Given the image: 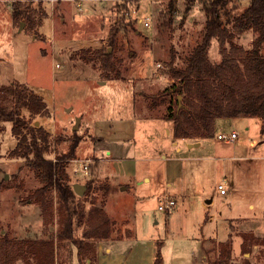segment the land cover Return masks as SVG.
<instances>
[{"label": "rangeland", "instance_id": "374dc122", "mask_svg": "<svg viewBox=\"0 0 264 264\" xmlns=\"http://www.w3.org/2000/svg\"><path fill=\"white\" fill-rule=\"evenodd\" d=\"M14 1L0 0V86L19 81L44 97L49 115H33L27 108L22 113L32 125L42 124L51 133L46 159L55 162L68 151L73 136L81 139L76 157L66 166V184L75 193L69 203L76 211L75 233L82 236L84 230L79 212L93 201L100 204L106 185L109 193H122L106 196L118 223L109 245L122 264L145 260L154 244L156 252L160 246L165 264H263L264 245L253 246L252 252L241 247L243 232L264 237L263 124L255 122L258 117H220L213 137L187 148L166 132L172 122L165 117L168 101L152 108L148 98L172 83L167 65L173 54L182 66L201 41L207 19L202 2L173 0L169 11L171 0H82L81 6L58 0L52 11L49 0H16L42 21L32 28L22 19L15 22L17 31L11 20ZM246 3L232 0L229 7H239L233 11L237 13ZM137 17L149 19L150 26ZM113 26L120 27L116 48L109 46ZM254 37L247 31L234 40L249 48ZM100 47L114 52V69L105 70L100 59L88 60L79 53ZM219 48L214 38L209 48L213 62L222 59ZM153 126L156 133L150 135L148 127ZM119 130L133 137L116 147L110 138L115 132L120 135ZM232 131L239 134L235 141L218 138L220 132ZM253 139L258 141L250 145ZM16 144L12 122L0 120V235L49 238L40 204L31 197L42 182L25 159L10 157ZM170 158L180 159L181 167L179 162L168 166ZM85 164L87 176L76 171ZM75 183L85 185L83 195L74 190ZM50 193L56 231V185ZM162 198H174L176 204L160 209ZM230 234L231 254L223 259L227 250L221 242ZM98 240H93L96 251ZM55 244L54 264H78L74 246L58 247L56 237Z\"/></svg>", "mask_w": 264, "mask_h": 264}, {"label": "trees", "instance_id": "16d2710c", "mask_svg": "<svg viewBox=\"0 0 264 264\" xmlns=\"http://www.w3.org/2000/svg\"><path fill=\"white\" fill-rule=\"evenodd\" d=\"M200 1L207 16L201 41L185 58L182 66L176 64L173 54L167 65L172 83L148 96L152 108L168 101L165 117L173 121L175 138H211L215 134V122L220 117L247 116L264 119V0H247L246 6L237 13L233 11L239 7H229L232 0ZM173 2L171 0L169 3V11L173 9ZM11 9L14 23L26 19L32 28L42 25V21L35 18V12L30 13L28 7L19 1L15 0ZM250 30L255 34L251 47L246 48L234 40ZM119 31L120 27H112L109 46L117 47ZM214 38L219 42L222 55L220 62H213L209 57V48ZM79 53L88 60L100 59L105 70L115 67L114 52H110L108 47L85 48ZM116 75L119 76V71H116ZM24 108L33 115L50 114L44 97L29 89L26 84L15 81L9 86H0V120L12 122V133L17 137V144L9 155L25 159L42 182V186L31 197L40 204L45 223L44 234L49 238L18 239L2 233L0 264H54L55 237L58 247L63 244L67 249L73 246L77 249L78 264H97L98 253L93 240L109 238L116 229V220L105 209L109 187H101L105 190V198L100 204L93 201L89 209L83 208L79 212L84 230L82 236L77 237L73 229L76 211L69 205L73 202L75 193L66 184L69 179L66 166L76 157L81 139L73 136L68 151L59 155L55 162L46 159L52 135L42 124L32 125L22 113ZM261 131L264 133V123ZM53 185L59 191V227L56 231L52 228L54 215L50 191ZM242 238L243 252H252L253 246L264 245V237L253 232H243ZM221 244L227 250V257L224 256L223 259H228L232 248V234ZM154 264H164L160 246Z\"/></svg>", "mask_w": 264, "mask_h": 264}, {"label": "crops", "instance_id": "0c3cea01", "mask_svg": "<svg viewBox=\"0 0 264 264\" xmlns=\"http://www.w3.org/2000/svg\"><path fill=\"white\" fill-rule=\"evenodd\" d=\"M11 16H12V10H11ZM11 20H12V26L14 27V29L15 30H17V27H16V25H15V23H14V21H13V18H11ZM18 31V30H17ZM251 31V30H250ZM249 31V32H250ZM247 32V31H246ZM245 32V33H246ZM251 32H253V31H251ZM217 61H221V59L219 58ZM83 116H82V119H81V121H83ZM257 124H258V122H260V123H264V119H262V118H260V117H258L257 118V120L255 121ZM166 128V132L167 133H170L171 135H173V121L171 122V125H166L165 126ZM148 128H150V130H153V131H151L150 132V135H155V133H156V131H155V127L153 126V128L152 127H148ZM152 128V129H151ZM119 132H120V135H117V133L115 132L114 134H113V136H112V138H110V139H112V140H114L115 142H114V144L116 145V147H118V146H121V144H123V142H122V140H127V139H129V138H131V137H133V136H124V133H125V131L124 130H119ZM155 132V133H154ZM98 134V133H97ZM102 138H104V140L105 139H107L106 138V136L104 135V134H99ZM174 136V135H173ZM175 138V137H174ZM175 140H177V141H174V143L175 144H178L179 143V141L180 140H182L183 142H184V144H185V146L187 147V148H194V147H198V146H201V144H202V138H197V139H189V138H175ZM258 141V139H253L251 142H250V145H254L256 142ZM176 150L177 151H182L181 150V147L180 146H177V148H176ZM172 163L174 166L179 162V167H181V163H182V161L180 160V159H178V158H174V159H172V158H170V159H168V163H167V165L169 166V163ZM166 164H165V166H167ZM174 168H176V167H174ZM173 168V169H174ZM147 180H150L151 178L150 177H148V178H146ZM123 189H124V187H123ZM225 193H226V191H225ZM112 194H118V195H121L122 193H109V195H112ZM105 209H106V211L108 212V214L115 220V218L117 217V215H114L112 212H110L109 211V209L107 208V203H106V205H105ZM115 226H116V229L118 228V223L116 222V224H115ZM75 235L77 236V237H81L80 236V234L79 235H77L76 233H75ZM117 239H119V238H117ZM114 240V238H112V237H109V238H101V239H99L98 240V248H97V251H98V262H97V264H122L121 262H120V260H118L114 255H113V250H112V248H111V246L109 245L112 241ZM155 244L153 245V249H154V251L152 252H150V254H148V256L146 257V259L144 260V258H140L138 261H136V263H134V264H154V261H155V257H156V250H155ZM107 253V254H106ZM118 258H121V257H119L118 256ZM164 264H165V260H164Z\"/></svg>", "mask_w": 264, "mask_h": 264}, {"label": "built area", "instance_id": "2783aa9c", "mask_svg": "<svg viewBox=\"0 0 264 264\" xmlns=\"http://www.w3.org/2000/svg\"><path fill=\"white\" fill-rule=\"evenodd\" d=\"M50 4L52 6V11L54 10L55 4L58 0H49ZM77 3L78 6H81L82 0H71ZM139 22H142L145 26H150V21L149 19H139L138 17L136 18ZM238 132L232 131L231 133H226V132H220L218 134V138L224 139L227 141H235L238 137ZM76 171L82 172L84 175H89V164L83 165L80 169H76ZM222 193H225V188L222 183L218 185ZM176 204V201L174 198H168L166 201L162 198L160 200L159 208L160 209H169L172 208Z\"/></svg>", "mask_w": 264, "mask_h": 264}, {"label": "water", "instance_id": "95a60500", "mask_svg": "<svg viewBox=\"0 0 264 264\" xmlns=\"http://www.w3.org/2000/svg\"><path fill=\"white\" fill-rule=\"evenodd\" d=\"M21 25L23 26L24 23H22ZM80 121H81V119H80V118H77V123H76V125L74 126V129H76V128L79 127ZM73 188H74V190H75L79 195H83L86 187H85L84 184H81V183H75L74 186H73ZM208 202H210V200H208Z\"/></svg>", "mask_w": 264, "mask_h": 264}]
</instances>
